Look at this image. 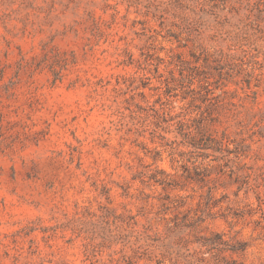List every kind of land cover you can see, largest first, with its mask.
<instances>
[{
    "label": "rangeland",
    "instance_id": "374dc122",
    "mask_svg": "<svg viewBox=\"0 0 264 264\" xmlns=\"http://www.w3.org/2000/svg\"><path fill=\"white\" fill-rule=\"evenodd\" d=\"M0 264H264V0H0Z\"/></svg>",
    "mask_w": 264,
    "mask_h": 264
}]
</instances>
